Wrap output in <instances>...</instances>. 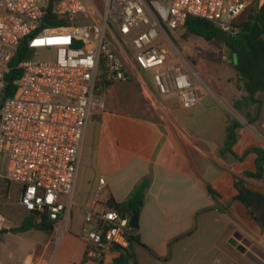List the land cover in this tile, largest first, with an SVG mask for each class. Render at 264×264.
Wrapping results in <instances>:
<instances>
[{"label":"built area","instance_id":"2783aa9c","mask_svg":"<svg viewBox=\"0 0 264 264\" xmlns=\"http://www.w3.org/2000/svg\"><path fill=\"white\" fill-rule=\"evenodd\" d=\"M256 1L0 0V101L18 46L26 40L30 52L16 64V91L0 107V179L20 186L22 209L44 215L52 232L68 231L99 83L136 77L154 104L175 95L183 108L198 105L199 86H210L169 31L185 29L187 19L196 17L234 38V19ZM43 50L51 60H39ZM219 59L228 61L225 53ZM105 184L100 177L99 189ZM129 220L107 207L100 214L85 210L84 222L92 225L85 258L102 261L115 247H127ZM7 229L9 220L0 212V232ZM24 264L49 263L35 257Z\"/></svg>","mask_w":264,"mask_h":264},{"label":"crops","instance_id":"0c3cea01","mask_svg":"<svg viewBox=\"0 0 264 264\" xmlns=\"http://www.w3.org/2000/svg\"><path fill=\"white\" fill-rule=\"evenodd\" d=\"M169 34L200 70L204 56L195 58L192 35ZM235 76L234 70L227 78L231 90L211 82L220 94L201 84V100L192 108H183L175 95L161 99L166 118H145L109 107L95 110L81 147L70 229L51 233L7 229L0 234V264H24L35 257L49 264H112L120 255L117 250L102 261L84 259L90 226L84 222V212L102 213L111 197L124 201L144 177L150 178V185L138 217V235L145 247L134 248L131 264H254L229 240L240 233L264 251V231L241 203L233 201L234 177L256 170L257 155L247 151L264 148V92L259 95L260 112L251 123L244 121L235 109L238 96H245ZM191 78L196 82L195 76ZM251 107L255 112L252 104L244 113ZM233 123L239 125L232 147L236 157L225 150ZM100 177L106 184L99 189ZM208 187L219 197L211 196ZM247 187L264 194V167L260 178L247 180ZM21 213L28 214L23 209ZM22 220L16 219L19 225Z\"/></svg>","mask_w":264,"mask_h":264},{"label":"trees","instance_id":"16d2710c","mask_svg":"<svg viewBox=\"0 0 264 264\" xmlns=\"http://www.w3.org/2000/svg\"><path fill=\"white\" fill-rule=\"evenodd\" d=\"M253 4L234 19L233 25L239 29V33L234 38L228 37L227 40L224 41V44L235 56L236 62L233 65L236 73L235 79L238 87L245 93V96H243L245 105L242 106L240 102H237L235 109L239 112L244 110L247 111L250 105L255 104L256 108L254 113L257 115L262 105L259 95L264 92V3L257 8H255ZM50 24L51 22L48 21L47 25ZM57 24L64 25L66 21H59ZM185 29L187 36L192 35L207 42L219 40L222 35L220 29L213 23L196 17L187 19ZM29 53L28 43L25 40L18 46L17 53L10 62L11 70L6 77V87L1 97L0 107L5 99L13 96L15 93L16 86L14 81L20 76V70L16 69L15 66L20 61L28 58ZM110 86L111 84L99 83V92L103 93ZM246 115L248 116L246 120L248 123H251L255 118H249L251 115L250 112H246ZM238 127L239 125L237 123H233L228 128L225 141V150L234 157H236V155L232 151V147L237 140L236 129ZM248 152L257 155L255 161L256 170L254 172L244 171L240 176L234 177V187L237 193L233 197V201L241 203L251 220L264 231V194L253 191L247 187V180L249 178H260L262 176L264 167V148L254 147L249 149L246 154H248ZM149 185L150 178L144 177L136 184L133 191L124 201L117 202L111 197L105 206L114 209L123 217L130 218L133 214H137L139 217ZM208 193L215 198L219 197L218 193L210 187H208ZM32 229L51 233L53 231V223L49 222L42 214L30 213L24 217L21 224L12 229L11 232L20 233ZM4 232H6V230L0 232V234ZM127 240V247H115L113 249L119 251L120 255L113 260L112 264H131L135 259L134 248L136 246L145 247L138 235V229H131L127 233Z\"/></svg>","mask_w":264,"mask_h":264},{"label":"rangeland","instance_id":"374dc122","mask_svg":"<svg viewBox=\"0 0 264 264\" xmlns=\"http://www.w3.org/2000/svg\"><path fill=\"white\" fill-rule=\"evenodd\" d=\"M264 3V0H257L253 4L255 8L259 7ZM186 33V29L174 33L178 38H182ZM173 39V38H172ZM189 39L196 41L195 50L196 56L201 54L204 56V59L200 62V70H195L198 74L205 79L210 89H213L215 92L219 93V89L216 86H213L211 82L213 80L217 81L223 90L230 89L227 85L228 76L234 75L233 65L236 62L235 56L230 52V50L225 46L224 41L221 39L214 42H207L201 38L191 36ZM174 41V40H173ZM222 53H225L228 61H221L219 58ZM189 59V58H188ZM39 60H51L50 53L46 51H41V57ZM235 92L236 88L234 87ZM263 95V94H262ZM239 101L242 102L243 99L238 96ZM99 103L96 104L92 113L97 109H103L105 107L111 108L113 111H124L138 114L142 117L154 118L162 116L166 118V115L157 104H154L146 92L143 91L142 86L136 77H132L130 80L125 82L113 83L111 86L101 93ZM91 113V114H92ZM243 115L244 121L247 120L248 116L244 111H240ZM251 115L249 118H254L255 113L253 107L250 110ZM238 118V117H237ZM242 121V119L238 118ZM0 181V212L9 220V230L19 226L16 219H23L28 214L21 213L22 209L18 204L20 187L18 184L10 183L4 179ZM22 214V215H21ZM89 229L87 233L92 229V225L88 226ZM86 233V234H87Z\"/></svg>","mask_w":264,"mask_h":264},{"label":"water","instance_id":"95a60500","mask_svg":"<svg viewBox=\"0 0 264 264\" xmlns=\"http://www.w3.org/2000/svg\"><path fill=\"white\" fill-rule=\"evenodd\" d=\"M228 38L227 34L224 33L221 35V40L226 41ZM243 104V101L241 102ZM129 225L132 229H138V216L133 214L130 217ZM229 243L236 247L238 251L245 254V256L252 261L254 264H264V251L258 246L252 244V242L243 237L240 233H234Z\"/></svg>","mask_w":264,"mask_h":264}]
</instances>
